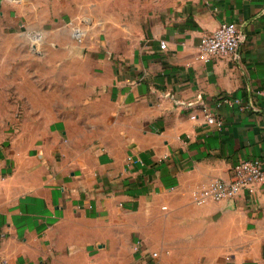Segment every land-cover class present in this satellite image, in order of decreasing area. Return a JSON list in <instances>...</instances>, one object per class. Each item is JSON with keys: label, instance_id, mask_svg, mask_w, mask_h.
<instances>
[{"label": "crops", "instance_id": "obj_1", "mask_svg": "<svg viewBox=\"0 0 264 264\" xmlns=\"http://www.w3.org/2000/svg\"><path fill=\"white\" fill-rule=\"evenodd\" d=\"M5 5L51 50V95L21 113L51 117L0 128V264H264V184L196 200L264 160V0ZM226 22L237 52L204 61Z\"/></svg>", "mask_w": 264, "mask_h": 264}, {"label": "rangeland", "instance_id": "obj_2", "mask_svg": "<svg viewBox=\"0 0 264 264\" xmlns=\"http://www.w3.org/2000/svg\"><path fill=\"white\" fill-rule=\"evenodd\" d=\"M5 2L0 0V128L11 126L18 120L21 123V115L25 122H39L51 117L41 110L21 113V100L26 105L25 102H31V94L37 97L51 95V50L33 49V40L21 33L22 29L26 30L25 21L14 11L2 14L7 9ZM33 36L36 40L40 35Z\"/></svg>", "mask_w": 264, "mask_h": 264}, {"label": "built area", "instance_id": "obj_3", "mask_svg": "<svg viewBox=\"0 0 264 264\" xmlns=\"http://www.w3.org/2000/svg\"><path fill=\"white\" fill-rule=\"evenodd\" d=\"M242 41L243 35L237 23H223L217 30L202 38L199 45V56L204 61H209L214 57L232 56L237 52ZM166 46V41H162L161 47L166 48ZM230 100L231 99H226V101ZM236 102L241 103L238 99ZM186 105H192V103ZM201 111L206 123L214 125L218 129H222L224 120L221 117L210 112L206 106H202ZM191 117L196 119L198 114L193 113ZM256 183L264 184V160H243L233 166L230 180H217L212 182L208 187L202 190L200 196L197 197L196 200L198 203H204L208 200L233 201L244 189L253 192ZM155 255L157 254L155 253Z\"/></svg>", "mask_w": 264, "mask_h": 264}]
</instances>
